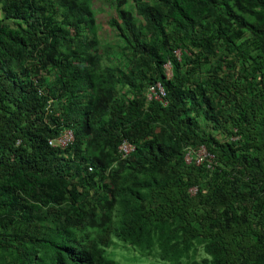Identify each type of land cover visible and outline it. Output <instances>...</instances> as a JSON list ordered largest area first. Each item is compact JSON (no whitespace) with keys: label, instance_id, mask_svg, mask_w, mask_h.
Wrapping results in <instances>:
<instances>
[{"label":"trees","instance_id":"obj_1","mask_svg":"<svg viewBox=\"0 0 264 264\" xmlns=\"http://www.w3.org/2000/svg\"><path fill=\"white\" fill-rule=\"evenodd\" d=\"M92 1L0 0V264H121L111 235L169 264L196 246L190 264H264V0H131L142 24L116 0L125 73L91 52ZM220 50L246 67L196 77ZM66 129L69 146L49 145ZM195 148L212 164L186 163Z\"/></svg>","mask_w":264,"mask_h":264},{"label":"rangeland","instance_id":"obj_2","mask_svg":"<svg viewBox=\"0 0 264 264\" xmlns=\"http://www.w3.org/2000/svg\"><path fill=\"white\" fill-rule=\"evenodd\" d=\"M145 1L150 2V0ZM125 2L126 4L122 8H127L128 10H130L134 15L135 20L138 23L142 24L141 18L136 14L134 10L133 2L131 0H125ZM91 9L93 11L95 19V32L93 36L98 43V48L91 50V52L100 57L101 68H110L114 71L125 73L127 70H129V68H131V65L126 60L122 44L118 40L115 31L109 25L110 21L113 20L116 16V0H93L91 2ZM57 15L58 14H54L53 16L56 17ZM208 21L210 22L211 19ZM144 38L148 39V36H145ZM186 50L187 49L185 48L178 49L175 52L177 58L180 59L181 52H186ZM189 50L193 53L192 49L189 48ZM190 51L187 52L188 56H190L191 54ZM219 52V54L221 55L220 59H218L217 57H210L209 62L206 65H202L201 71H199V73H195L196 77L201 80H206L207 78L216 76L217 73L218 76H222L225 74L227 75V79L233 80V78H236V76L232 75V73L236 74L238 72H241L246 67L244 59L234 57L231 54H227L225 51L221 53L220 50ZM219 60H222L224 62L222 63L221 71L216 72L215 70H213V67ZM229 65L232 66L234 70H230V68H228ZM164 68L165 73L168 77H170V66L166 65ZM41 75L44 77L48 84L53 83L56 78L55 74L50 73V71L46 73L42 72ZM116 90L118 93L124 94L129 99L132 98L133 91L128 89L126 86L117 84ZM148 96L154 98L156 95L150 93L149 87H146L145 97L147 98ZM57 105L58 103H56V106ZM203 125L206 131L211 133L212 136H214V138H216V140H218L219 142L237 140V137H231L228 131L222 127L213 125L209 122L204 123ZM82 150L84 152V156L86 157L88 153H92L94 151V148H85L84 144ZM188 158L189 161L195 162L197 165L201 164L202 162H207L209 164H212L213 162V158L206 153L204 148H195L193 150H190L188 152ZM112 166H115V163ZM104 180L105 182H108L107 179L104 178ZM194 191V189L190 190L192 194L194 193ZM91 194L92 191L89 192L88 196H90ZM111 218L113 223L118 220V216L115 211H113ZM105 253L108 258L113 259L121 264H169L168 262L160 260L157 249H153L151 253L148 254L147 251H141L138 248L123 243L114 235H111V244L105 249ZM204 257L205 254L203 253L201 246H196L195 252L189 255V258H183L181 264L201 262Z\"/></svg>","mask_w":264,"mask_h":264},{"label":"built area","instance_id":"obj_3","mask_svg":"<svg viewBox=\"0 0 264 264\" xmlns=\"http://www.w3.org/2000/svg\"><path fill=\"white\" fill-rule=\"evenodd\" d=\"M150 93L155 94V99H160L163 97V92L159 85H156L155 87L149 88ZM152 97H147L148 100H150ZM73 141V134L71 130H63L59 136L55 139L49 140V145L52 147H59V148H66L69 146ZM119 153L121 155V158H125L126 155H128L131 151H133V146L129 144L128 142L124 141L118 148ZM185 161L186 163H190L188 158V153L185 155ZM89 171H91V168H89Z\"/></svg>","mask_w":264,"mask_h":264}]
</instances>
